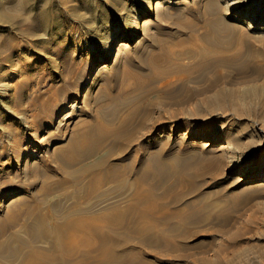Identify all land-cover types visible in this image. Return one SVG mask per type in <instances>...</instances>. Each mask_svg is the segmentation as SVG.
Here are the masks:
<instances>
[{"label": "rangeland", "instance_id": "1", "mask_svg": "<svg viewBox=\"0 0 264 264\" xmlns=\"http://www.w3.org/2000/svg\"><path fill=\"white\" fill-rule=\"evenodd\" d=\"M162 4L157 8V0H0V149L7 148V153L0 150V217L14 218L13 225L0 228V264L22 260L23 252L7 258L2 246L11 230L29 239L25 247L29 255L31 245L52 248L50 237L34 242L24 228L30 197L44 198L43 181L32 169L43 162L58 168V149L70 141L85 113L98 115V98L114 83L119 88L133 84L125 72L139 71L125 57L147 58L152 39L165 33L190 41L213 31L225 44V54L238 52L244 61L243 73L225 67L223 78L243 81L245 87L264 83V0H166ZM250 15L257 19L251 20ZM262 98L241 103L242 115L218 111L191 121L183 117L184 123L183 118L162 119L155 127L151 128V121L143 126L142 142L150 139L155 150L173 151L185 174L181 185L167 193L159 190L165 195L157 199L162 208L158 215L166 219L177 207L187 212L199 206L196 201L179 202L176 195L196 200L202 193L210 202L192 220L190 226L203 232L188 236L187 244L179 248L183 256L156 264H264ZM223 105L230 108L229 103ZM195 109L206 113L195 102L170 108L187 115ZM125 111L122 106L121 113ZM226 132L229 135H223ZM134 146L137 141L129 148ZM133 191L129 188L120 194L109 183L90 199L82 192L66 204L85 205L89 200L93 205H111L120 198L129 200ZM56 193L51 198L61 191ZM60 247L50 254L52 258L85 262L81 255H68L65 246ZM85 251L92 257L98 254L97 248ZM33 260L29 257V264Z\"/></svg>", "mask_w": 264, "mask_h": 264}, {"label": "bare ground", "instance_id": "2", "mask_svg": "<svg viewBox=\"0 0 264 264\" xmlns=\"http://www.w3.org/2000/svg\"><path fill=\"white\" fill-rule=\"evenodd\" d=\"M163 2L166 0H157V8L164 6ZM250 16L253 21L257 19L255 15ZM162 36L152 39L147 58L141 59L138 55L125 57V61L135 62L139 71L125 72L127 78L133 79V84L119 88V84L114 83L98 98V115L93 117L85 113L84 120L72 131L70 141L58 149V168L43 162L32 169V172H38L35 177L39 176L43 181L44 189L40 192L44 198L30 197L24 228L34 242L50 237L52 248L31 245L29 255V248H25L29 247V239H21L19 233L11 230L5 233L2 242L7 258L23 252L18 264H29V257L34 258L33 264H75L62 256L57 259L50 256L53 250L64 245L68 255H81L85 260L83 264H156L162 259L181 258L183 254L179 248L187 244L188 236L203 232L200 227L190 226L210 203L201 197L206 196L202 193L197 194L196 200L175 196L179 202L192 204L196 201L199 204L196 209L186 212L177 207L166 219L158 215L162 208L157 199L181 185L185 174L179 168L181 159L178 155L161 148L155 150L150 139L142 142L144 134L140 133L145 132L143 126L149 121L152 128L162 119L187 117L191 121L207 117L212 112L229 110L242 115L241 103L247 99L263 100L264 83L245 87L243 81L223 78L225 67L243 73L244 61L238 52L225 54V44L213 31L205 33L202 38L193 36L190 41L176 38L172 33ZM194 102L206 113L195 109L187 115L186 112L170 110L172 106ZM225 103H229L230 108H225ZM122 106L126 109L123 114ZM54 110L50 109L52 113ZM154 113L160 118L154 117ZM182 122H185L184 118ZM27 127L29 129V121ZM136 141L138 146L130 149L132 142ZM0 150L7 153L5 147ZM261 176L264 178V173ZM109 183L120 194L133 188V195L127 201L120 198L111 205H93L89 200L85 205L66 204L67 199L77 198L82 192L90 199ZM193 183L191 180L190 185ZM159 190L163 193L160 194ZM60 191L59 196L51 198ZM13 221V216L0 217L2 231L13 225ZM17 238H20L18 245H14ZM93 248L98 250L95 257L85 251Z\"/></svg>", "mask_w": 264, "mask_h": 264}]
</instances>
